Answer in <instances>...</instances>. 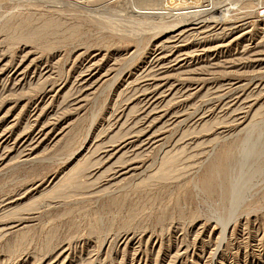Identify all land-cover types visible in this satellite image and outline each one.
I'll list each match as a JSON object with an SVG mask.
<instances>
[{"label": "rangeland", "instance_id": "rangeland-1", "mask_svg": "<svg viewBox=\"0 0 264 264\" xmlns=\"http://www.w3.org/2000/svg\"><path fill=\"white\" fill-rule=\"evenodd\" d=\"M0 264H264V0H0Z\"/></svg>", "mask_w": 264, "mask_h": 264}, {"label": "bare ground", "instance_id": "bare-ground-1", "mask_svg": "<svg viewBox=\"0 0 264 264\" xmlns=\"http://www.w3.org/2000/svg\"><path fill=\"white\" fill-rule=\"evenodd\" d=\"M191 11V10H190ZM222 33V32H221ZM173 36V35H172ZM177 62V61H176ZM164 65V64H163ZM152 69V68H151ZM141 92V91H140ZM153 99V98H152ZM134 129V128H133Z\"/></svg>", "mask_w": 264, "mask_h": 264}]
</instances>
